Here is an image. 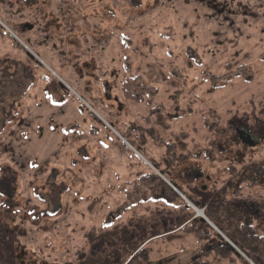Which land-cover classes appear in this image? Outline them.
Masks as SVG:
<instances>
[{
	"label": "rangeland",
	"instance_id": "1",
	"mask_svg": "<svg viewBox=\"0 0 264 264\" xmlns=\"http://www.w3.org/2000/svg\"><path fill=\"white\" fill-rule=\"evenodd\" d=\"M135 77L152 106L125 98ZM262 108L264 0H0V264H231L206 207L256 165L264 235ZM211 111L236 134L207 131Z\"/></svg>",
	"mask_w": 264,
	"mask_h": 264
},
{
	"label": "trees",
	"instance_id": "2",
	"mask_svg": "<svg viewBox=\"0 0 264 264\" xmlns=\"http://www.w3.org/2000/svg\"><path fill=\"white\" fill-rule=\"evenodd\" d=\"M123 94L128 101H132L134 103H141L146 101V103L152 106L153 97L157 96L156 90L153 87H149L143 84L140 81V77L129 78L123 85ZM149 96V98H148ZM159 107H155L151 109V114L156 115L157 110ZM205 123L204 127L209 132H215L222 128L223 130H227L226 132H220L223 136H234L236 134V130L233 129V123L231 122H222L221 117L216 112H210V116ZM92 116V115H91ZM93 117V116H92ZM212 118V120H210ZM214 120H218L219 122H215ZM251 118L246 119V123H250ZM221 121V122H220ZM257 127L258 123H264V109L260 111V114L256 116L254 119ZM253 130V128H252ZM238 131V135L242 138L246 137L247 131ZM256 135L263 136L264 134L259 130H255ZM216 141V139H214ZM31 163L33 160H29ZM18 166V165H17ZM264 166V165H263ZM41 164L36 162L35 169L37 171L41 170ZM256 165H249L247 167V181H244L243 184L234 185L232 182H229L222 190H220L215 195L210 197L208 206L206 207V215L210 219V221L215 224L218 230L223 233L234 245H236L245 255H247L250 259H252L256 264H264V235L260 234L254 226V221L257 219V215L259 209L257 204V199L253 197V195L244 194V190L246 187L254 189L257 184V178H254V170ZM0 173L3 177L0 179L6 180L8 183L7 189L13 188V183H10V179L12 176H8V174H12L11 171L8 173L3 172L1 169ZM6 175V176H5ZM1 181V182H2ZM256 181V183H254ZM232 191L231 196L229 197V191ZM5 193L0 192L1 198H9L10 195H4ZM43 195H37V199H42ZM13 197V194H12ZM6 207L9 206L8 204L5 205ZM34 208V207H32ZM17 210V209H16ZM19 210V209H18ZM32 213L35 214V209L32 210ZM25 215H29L26 214ZM182 230L185 232L192 234L199 242H212V235L209 232H206L204 227H201L197 223L193 222H186L181 225ZM15 230L14 235L11 236V241H9L8 246H6L7 253L13 257L12 260L15 259V252H14V244L15 242L20 243V239L18 234L16 233L17 229ZM216 252L222 258H229L231 264L237 262V253L230 250L226 244H221L216 246ZM125 264H151V258L149 251L146 248L139 249L138 252L130 258L128 262ZM194 264H211L205 260H197Z\"/></svg>",
	"mask_w": 264,
	"mask_h": 264
},
{
	"label": "water",
	"instance_id": "3",
	"mask_svg": "<svg viewBox=\"0 0 264 264\" xmlns=\"http://www.w3.org/2000/svg\"><path fill=\"white\" fill-rule=\"evenodd\" d=\"M62 87H64V85H63V83H61L60 84ZM65 88V87H64ZM202 221L204 222L205 220L204 219H202ZM208 223H211L209 220H208ZM210 225H212L213 227H215L212 223L210 224ZM215 229L218 231V232H220L216 227H215ZM224 238H225V236H224ZM228 242H229V240H227ZM227 246H228V248L230 249V250H232V251H236V252H239L238 254L240 255V254H242V251L239 249V248H236V247H234L233 245H231L230 243H227Z\"/></svg>",
	"mask_w": 264,
	"mask_h": 264
},
{
	"label": "bare ground",
	"instance_id": "4",
	"mask_svg": "<svg viewBox=\"0 0 264 264\" xmlns=\"http://www.w3.org/2000/svg\"><path fill=\"white\" fill-rule=\"evenodd\" d=\"M197 211H198L199 217H201L202 212L200 210H198V209H197Z\"/></svg>",
	"mask_w": 264,
	"mask_h": 264
},
{
	"label": "crops",
	"instance_id": "5",
	"mask_svg": "<svg viewBox=\"0 0 264 264\" xmlns=\"http://www.w3.org/2000/svg\"><path fill=\"white\" fill-rule=\"evenodd\" d=\"M189 221H190V220H187L186 222H189ZM186 222H185V223H186ZM135 253H136V252H135Z\"/></svg>",
	"mask_w": 264,
	"mask_h": 264
},
{
	"label": "built area",
	"instance_id": "6",
	"mask_svg": "<svg viewBox=\"0 0 264 264\" xmlns=\"http://www.w3.org/2000/svg\"><path fill=\"white\" fill-rule=\"evenodd\" d=\"M203 213V212H202Z\"/></svg>",
	"mask_w": 264,
	"mask_h": 264
}]
</instances>
